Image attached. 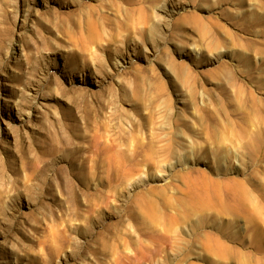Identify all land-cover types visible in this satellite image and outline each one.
<instances>
[{"label":"rangeland","instance_id":"374dc122","mask_svg":"<svg viewBox=\"0 0 264 264\" xmlns=\"http://www.w3.org/2000/svg\"><path fill=\"white\" fill-rule=\"evenodd\" d=\"M0 264H264V0H0Z\"/></svg>","mask_w":264,"mask_h":264}]
</instances>
